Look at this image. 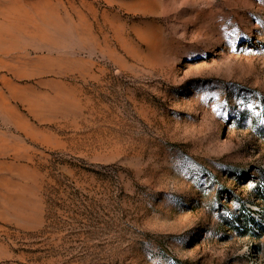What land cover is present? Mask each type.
Wrapping results in <instances>:
<instances>
[{
  "label": "rangeland",
  "instance_id": "374dc122",
  "mask_svg": "<svg viewBox=\"0 0 264 264\" xmlns=\"http://www.w3.org/2000/svg\"><path fill=\"white\" fill-rule=\"evenodd\" d=\"M0 264H264V0H0Z\"/></svg>",
  "mask_w": 264,
  "mask_h": 264
}]
</instances>
